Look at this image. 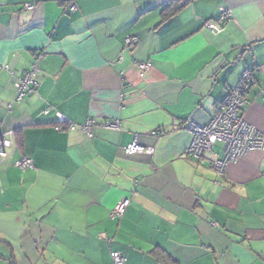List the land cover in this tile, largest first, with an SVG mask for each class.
Returning a JSON list of instances; mask_svg holds the SVG:
<instances>
[{
	"label": "crops",
	"instance_id": "crops-1",
	"mask_svg": "<svg viewBox=\"0 0 264 264\" xmlns=\"http://www.w3.org/2000/svg\"><path fill=\"white\" fill-rule=\"evenodd\" d=\"M169 1L0 0V132L14 133L0 152V264H114L113 251L124 264H264V148L222 173L220 143L184 152L188 122L206 124L245 70L256 81L240 113L264 136V0H191L162 21ZM32 67L36 92L15 100ZM55 111L95 119L93 136L57 130ZM134 140L153 152L125 153Z\"/></svg>",
	"mask_w": 264,
	"mask_h": 264
},
{
	"label": "built area",
	"instance_id": "built-area-1",
	"mask_svg": "<svg viewBox=\"0 0 264 264\" xmlns=\"http://www.w3.org/2000/svg\"><path fill=\"white\" fill-rule=\"evenodd\" d=\"M27 9H32L33 4H25ZM69 10L73 12L76 5L73 0L69 3ZM231 17V11L228 8L221 7L218 20L226 22ZM205 26L213 31L222 30L220 23L216 20H207ZM137 36H128L126 38L127 45L135 43ZM144 64H139V68L144 69ZM8 69L6 65L4 67ZM256 77L252 70H245L239 81L229 90L225 98L219 102L209 121L204 124H198L193 121L188 122V129L191 133L189 145L185 148L186 155L200 159L204 152L210 151L214 143L219 142L222 149V158L215 159L212 162L214 169L218 173H222L224 166L229 162H236L244 158L247 153L264 148V136L249 125L240 113V108L245 103V95L249 88L255 83ZM15 100L24 99L30 93H35L38 86L37 70L35 67L25 71L20 77L15 79ZM260 97L264 100V88L260 90ZM10 106V104H8ZM53 106H46L42 112L44 114L53 110ZM57 130L70 129L81 130L90 138L93 136V128L97 125V121L88 118L83 123L70 122L63 114L55 111ZM103 127L120 129L119 120H110L102 124ZM14 135L13 131L0 132V152L5 154V148L14 144L13 139L7 138L6 135ZM127 154L153 152L152 147H145L136 142V140L124 147ZM16 164L22 168L33 166L32 159L29 156H22ZM129 198L120 199L110 212L111 218H120L129 204ZM104 236L103 234H101ZM114 264H124V256L119 251L111 252Z\"/></svg>",
	"mask_w": 264,
	"mask_h": 264
},
{
	"label": "trees",
	"instance_id": "trees-1",
	"mask_svg": "<svg viewBox=\"0 0 264 264\" xmlns=\"http://www.w3.org/2000/svg\"><path fill=\"white\" fill-rule=\"evenodd\" d=\"M190 1L191 0H171L167 2V4L162 9V21L176 14L183 6H185Z\"/></svg>",
	"mask_w": 264,
	"mask_h": 264
},
{
	"label": "rangeland",
	"instance_id": "rangeland-1",
	"mask_svg": "<svg viewBox=\"0 0 264 264\" xmlns=\"http://www.w3.org/2000/svg\"><path fill=\"white\" fill-rule=\"evenodd\" d=\"M219 142H216V145H218ZM44 257L42 259V262H47V263H51L49 256L47 254H42Z\"/></svg>",
	"mask_w": 264,
	"mask_h": 264
}]
</instances>
